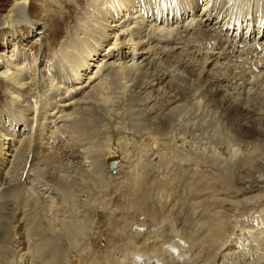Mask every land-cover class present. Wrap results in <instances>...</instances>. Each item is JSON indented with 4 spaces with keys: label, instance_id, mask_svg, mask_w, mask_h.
I'll list each match as a JSON object with an SVG mask.
<instances>
[{
    "label": "bare ground",
    "instance_id": "6f19581e",
    "mask_svg": "<svg viewBox=\"0 0 264 264\" xmlns=\"http://www.w3.org/2000/svg\"><path fill=\"white\" fill-rule=\"evenodd\" d=\"M31 2L0 20V264H264V0H90L50 64Z\"/></svg>",
    "mask_w": 264,
    "mask_h": 264
},
{
    "label": "rangeland",
    "instance_id": "374dc122",
    "mask_svg": "<svg viewBox=\"0 0 264 264\" xmlns=\"http://www.w3.org/2000/svg\"><path fill=\"white\" fill-rule=\"evenodd\" d=\"M89 1L90 0H32V2L30 4L31 6L29 7L28 13H27L28 18L31 20H34V21H41V22L47 21L49 28L46 32V37L44 39V45L43 46L41 44V41H39V42L37 41L33 32L27 38V41L24 43L23 46H24V50L27 52V54H29L30 58H32V59L35 58L39 61L40 60V49H43L44 54L42 52L41 53L43 55L44 61L47 62L48 64L52 63L59 53L61 44L63 43V41L66 40V38L68 36V34H67L68 29L71 28L72 25H74V23L77 22V15L80 14L81 12H83L82 9H84V11H85V8H86V10H88L87 6L90 4ZM91 1H93V0H91ZM132 1L133 2L131 4H135V0H132ZM87 2H89V3L87 4ZM13 4H14V0H0V20L3 18V16L6 15V13L9 12V10L13 6ZM60 5H61V7L63 5V7L61 8ZM78 8H80V9H78ZM125 22H126L124 24L125 26L127 24H129V17H128V19H126ZM36 41H37V43H36ZM183 46H181L182 47L181 49H184V48L186 49L187 45H183ZM188 46H190V45H188ZM189 48L190 47H187V49H189ZM196 48H198V47L196 46ZM15 50H13V48L9 49V51H11L9 54H11V55L14 54L12 56V62L14 61V59L17 58V54H16ZM31 76H32V73L29 77H31ZM5 79L6 78H4V76L3 77H2V75L0 76V112L4 111L6 108L13 107L11 102L7 98V94H8L7 90H6L7 89L6 88L7 83H6ZM8 123L9 122H7V124ZM27 133L28 132L25 129V131L21 134V136H19L17 138L21 139L25 135H27ZM124 175H125V172H123V169L119 170V173L115 175V176H117V181H114V183L116 184L119 181L124 180L123 179ZM104 193H106V192H103V194ZM126 201H128V198H124L123 194L121 192H119V195H117V197L112 201V208L114 207L118 211L121 210L120 212H118L116 214V218L121 219L125 215L123 213V210H124L123 207L126 204ZM107 215L108 214L106 213V211H100L99 216L97 217L98 222H99L98 223L99 224V227H98L99 239H96V241H95V244H96L95 249H97V251L98 250L101 251V248H103L102 250H104V248L108 245L107 242L106 243L100 242L105 234H106V236L108 235L107 234V228L110 227L108 225V222L110 221L109 220L110 214L108 216ZM141 218H140V220L143 221V218L142 219ZM149 223H150V219H146L145 224L149 225ZM137 225L140 226L139 224H137ZM141 229L145 230V228H141ZM100 235H101V237H100ZM118 241H119V238H117L116 241H113L114 247H115L116 242H118ZM141 241L142 240L140 237V240H138V244H140ZM98 246H99V248H97ZM99 254L101 255L102 252Z\"/></svg>",
    "mask_w": 264,
    "mask_h": 264
},
{
    "label": "water",
    "instance_id": "95a60500",
    "mask_svg": "<svg viewBox=\"0 0 264 264\" xmlns=\"http://www.w3.org/2000/svg\"><path fill=\"white\" fill-rule=\"evenodd\" d=\"M117 162H118V158H115L114 160H109V165L111 166V167H113V166H115L116 164H117Z\"/></svg>",
    "mask_w": 264,
    "mask_h": 264
}]
</instances>
